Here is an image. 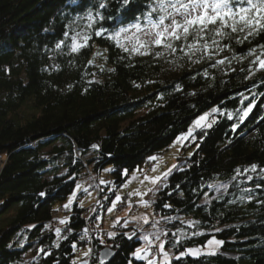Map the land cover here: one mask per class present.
<instances>
[{
	"label": "trees",
	"instance_id": "16d2710c",
	"mask_svg": "<svg viewBox=\"0 0 264 264\" xmlns=\"http://www.w3.org/2000/svg\"><path fill=\"white\" fill-rule=\"evenodd\" d=\"M150 2L132 0L122 10L118 0H0V264H21L25 254L29 264H73L72 245H87L81 236L88 208L75 201L65 210L66 224L54 230L48 224L85 173L82 158L96 179L105 173L90 215L100 225L99 215L129 173L187 136L193 121L212 109H218L216 120L183 141L184 163L160 182L149 204L154 215L168 220L165 246L173 257L212 236L224 241L215 255L172 264H264V73L245 79L251 57L233 60V72L211 68L208 61L191 63L179 51L163 57L123 51L109 36L137 22L134 17ZM100 3L107 7L100 9ZM89 12L105 19L90 28ZM139 22L146 27L142 16ZM101 27L107 31L96 36ZM77 33L91 39L73 53ZM260 44L264 34L233 42L232 52L218 58L242 56ZM241 94H255L243 123L238 110L249 101L241 105ZM215 182L227 183L224 192L201 203ZM180 217L197 223L190 226ZM134 230L132 240L124 236ZM113 232L115 238L93 236L90 264H100L103 248L113 250L104 264H146L131 255L142 241L137 228ZM176 238L180 243L173 248Z\"/></svg>",
	"mask_w": 264,
	"mask_h": 264
},
{
	"label": "snow or ice",
	"instance_id": "6c2138e0",
	"mask_svg": "<svg viewBox=\"0 0 264 264\" xmlns=\"http://www.w3.org/2000/svg\"><path fill=\"white\" fill-rule=\"evenodd\" d=\"M118 3L121 4V9L123 10L127 9V6L132 3V0H118ZM106 7L107 5L105 3L99 4L100 9ZM146 8L147 10L141 13V16L146 21L147 31H145V28H143L139 22L141 16H136L134 19L137 22L132 23L129 27H120L119 30L109 36V39L115 40L116 44L121 47L123 51L134 52L140 55H155L156 57H163L165 53L174 55L179 51L183 56L187 57L191 63L199 64L208 61L210 62L209 67L211 68L218 69L221 68V66H227L233 72L236 71L235 68H231L233 60L241 61L251 57L249 60L250 67L247 70L248 74L245 76V79L254 78L257 72L264 73V44L257 45L255 48H250L248 52L242 56H237L233 53L231 58L228 56L218 58L225 50L232 52L233 42L235 44H243L249 41L250 38L264 34V0H151ZM97 18H99L100 21L105 19L100 12H97L95 16L89 12L88 20L90 23L88 27L91 28L92 22ZM106 31V29L101 27L95 31V35L102 36ZM64 35L67 37L68 33L65 32ZM142 36L150 37V39H144ZM90 39L91 36L87 34L81 38L79 33L71 37V52L76 53L80 49L87 47ZM121 39L127 41L131 47L121 43ZM63 43L64 41H60L56 44V47L61 48ZM153 47L160 50L153 53L151 51ZM92 62L91 60L89 61L90 64ZM240 71L245 70L240 69ZM203 75L205 77L209 76L207 69L204 70ZM261 83H264V77L261 78ZM254 97L255 94H253L252 99L241 94V105H243L245 100L249 102L246 107H242L238 110L240 113V123H243L252 112L255 106ZM216 111H218V109H213V112ZM232 118L233 114L228 113V119ZM206 120L207 115L201 116L200 119L195 122V127H204L205 125H203L202 122ZM206 126L211 127L212 125L207 124ZM237 127H239V124H234L232 130L235 131ZM191 135L192 129H189L187 136L178 138V142L187 139ZM93 147L97 146L94 145ZM149 159L156 161L158 158L150 157ZM175 167L176 165H173V168ZM256 169L257 166L255 164L251 165V171L255 172ZM153 171H155V169H153ZM171 171L172 169H169L168 172L163 173V176L167 177ZM247 171H249V169H244V172ZM236 173L240 175L241 170L236 169ZM125 175H127V172H125ZM135 178V176L132 177V179ZM160 179V176L144 177V180L149 181L154 186ZM233 179H236V177L234 176ZM247 179L251 180L252 177L248 176ZM141 183H143V181H141ZM80 187V185L76 186L77 189H80ZM224 187L227 186L225 185ZM257 187H261V185L257 184ZM217 190L219 191V189ZM148 191H153V189L150 188ZM245 191H251V189H245ZM40 195L44 196L45 193L42 192ZM75 195L74 192L73 196L69 198L68 203L64 205L65 208L69 207ZM129 195L141 196L143 194L139 191H134ZM249 199L251 200V197H249ZM119 201H121V197L117 196L116 201L112 203V207L108 208V212L111 213L116 207V202ZM141 203L145 207L149 206L147 201L142 200ZM259 203L264 204V201H260ZM130 206L131 202H129V210ZM164 207L170 208L171 205L165 204ZM143 219L144 223H148L147 218ZM167 219L171 220L172 218L168 217ZM119 222L120 218H117L115 223ZM60 223L66 224L67 220H61ZM195 223L197 222H189V225L194 226ZM122 227H128L127 220L124 221ZM56 233L59 235L60 229H56ZM202 234L203 233H193V235ZM107 235L109 238H115L117 233L110 232ZM135 235V230L131 233H124V236L129 240H132ZM162 235L167 236V233L153 232L138 237V239L143 240L145 243L143 246L135 248L131 253L132 257L135 260L145 261L146 264H172L173 259L180 261L186 256L198 258L201 255H215L217 249L224 244L223 240L212 237L208 239L206 244L202 247L186 248L173 257L165 250L167 241L161 239ZM173 236L175 237L176 234L173 233ZM83 239L84 237L81 236V240ZM154 241L159 242L157 245V252L161 257L160 260L152 255V245ZM101 243H103V240H101ZM179 243L180 239L176 238L172 243V247H177ZM76 247V244L72 245L73 250H75ZM205 248L208 250L207 252L204 251ZM91 253L92 249L89 248L83 253V256L89 257ZM103 255L104 257H108L112 255V253L110 249H106ZM73 264H76V261H73ZM82 264H88V260L84 259ZM100 264H104V260H101ZM128 264H133V261L129 260Z\"/></svg>",
	"mask_w": 264,
	"mask_h": 264
},
{
	"label": "rangeland",
	"instance_id": "374dc122",
	"mask_svg": "<svg viewBox=\"0 0 264 264\" xmlns=\"http://www.w3.org/2000/svg\"><path fill=\"white\" fill-rule=\"evenodd\" d=\"M145 31L148 30L147 27H144ZM142 35V34H140ZM144 39H150V37H143ZM121 43L127 45L128 47H131L130 44H128L127 41L121 39ZM155 47H153L151 49V51L154 49ZM207 115V120L203 121L202 124L205 125L204 127H207V124H212L215 120V112H213V109L210 110L208 113L204 114L203 116ZM201 116H199L198 119H196L195 121H193V123L190 126V129L194 130L198 127H195V122L197 120L200 119ZM186 135H181L178 136V138L183 137ZM178 138L176 139L175 142H173L167 150H164L162 153L158 154V155H154V156H150V157H157L158 159L156 161H152V164H149L147 167H144V165L142 167H137L135 168L133 171H131L129 173V175L127 176V179L124 183H122L119 187L116 188V193H115V197L111 200V202L108 204V206H106V211L103 214L99 215V219L98 220H102V218L106 221V225H108L109 227L113 226V228H115V230H118V228H121L122 225L124 224V221L127 220L128 221V226L133 224V227L139 229V237L142 235H146V234H150L153 232H160V233H167L168 230H166L165 226L167 221H164V219L162 217H157L156 215L153 214L152 212V208L151 205L149 204V197L154 194V199L156 198V191H157V187L159 186L160 182H163L167 177L163 176V173L168 172L169 169H175L178 168L179 166H181L184 161V155L181 152L180 148L181 145L183 143L184 140L178 142ZM43 139V138H42ZM192 152V148L189 149L186 152L185 156H189L190 153ZM149 157V158H150ZM83 159V163L82 165H84V170L85 173L82 175V178H80L76 184L74 185V190L66 197L67 199L64 201V203L62 204V206H60L58 208V211L60 213H58V215H55L56 217H53V220L48 224V228L50 230H54L55 228H61L64 224H61L60 221L61 220H66L65 217L67 215V211H65V209L69 210L71 205L75 202L78 201V203L82 206V207H88L89 205H91L93 202H95L96 198L99 199V195L94 191L93 186H92V179L94 181L99 182L98 186L100 185V183L103 181L105 173L102 172L100 179H96L95 177H93V175L91 174L89 165L86 164V162ZM173 165H176L175 168H173ZM0 168H1V162H0ZM153 169H155V171H153ZM135 176V179H132V177ZM148 176V177H155V176H160L161 179L160 181L154 186L152 185L149 181L144 180V177ZM141 181H143V183H141ZM80 185V189H77L76 186ZM227 186V183H220V182H215L212 183V185H210L209 188V192H212V194H206L202 200V202H208L211 198H213V196L218 195V194H222L224 192V189ZM100 187V186H99ZM153 189V191H148V189ZM219 189V191L217 190ZM99 191V188H98ZM134 191H139L140 193H142L143 195L141 196H137V203L139 202L140 205H142V208L139 212H132L130 213V217H127L126 219H121V217H116L120 218V222L119 223H115L116 220L114 222H112V220L110 219V214L114 212V210L110 213L108 212V208L112 207V203L116 201V197H122L123 195L127 194V192L133 193ZM75 192V198L73 199L72 203L69 205L68 208H65L64 205L68 203L69 198H71L73 196V193ZM208 192V193H209ZM146 193V194H144ZM156 194V195H155ZM147 201L149 206L145 207L141 201ZM117 204V202H116ZM62 207L64 209H62ZM90 212H86L84 217L86 218V224L84 227V240L87 243V245H79L76 247L75 249V257L73 261H76V264H82V261L84 259L88 260V264L90 263V258L91 255L89 257H84L83 253L86 252L89 248L92 249V242H93V236H99L100 238L106 237L108 236L107 234L113 231H106L103 228L99 227L98 222H90ZM134 218H139V219H134ZM143 218H147L148 223H144V219ZM180 220L184 221V223L189 224V222H191L189 220V218H185V217H180ZM170 221V220H169ZM106 228V227H105ZM107 229V228H106ZM182 232H179L180 235H182ZM168 236V234H167ZM170 237V236H168ZM215 237L216 239H218L216 236H212ZM212 237H210L209 239H211ZM161 239L164 240V235L161 236ZM167 241V240H165ZM207 242V241H206ZM206 242L204 243V245L206 244ZM144 241L142 240L140 245L138 247H141L144 245ZM158 241H154L153 245L155 247H157L158 245ZM203 245H197L194 247H187V248H197V247H202ZM220 247L217 249V251H219ZM165 250L169 252L170 254V250L169 248H167L165 246ZM205 252H207L208 250L205 248L204 249ZM216 251V252H217ZM92 254V253H91ZM153 256H155L158 260L161 259V257L158 254H153ZM170 256H173L170 254ZM31 257L29 254H25L24 256V260L23 262H21V264H29L31 261ZM146 263V262H145Z\"/></svg>",
	"mask_w": 264,
	"mask_h": 264
},
{
	"label": "bare ground",
	"instance_id": "6f19581e",
	"mask_svg": "<svg viewBox=\"0 0 264 264\" xmlns=\"http://www.w3.org/2000/svg\"><path fill=\"white\" fill-rule=\"evenodd\" d=\"M147 160H149V159H147ZM146 160V161H147ZM146 161H145V163H146ZM144 163V164H145ZM93 186V185H92ZM93 189H94V191L96 192V195H97V193H99V192H97L96 191V188H95V186H93ZM129 194H130V192H127V194H125V195H123V196H129ZM156 195V194H155ZM123 196L121 197V201H119V202H117V204H116V207H115V210H114V212L113 213H111L110 214V219L112 220V222H114L115 220H116V217L118 216V217H121V219H126L127 217H130L129 215H130V213H132L133 211L134 212H139L140 210H141V208H142V205H140V203L138 202L137 203V197H136V195H131V196H129V198L127 199V202L125 201V200H123ZM153 196H154V194H153ZM152 195L149 197V201H151V200H153L154 199V197H153ZM133 197V198H132ZM132 198V199H131ZM132 200V201H131ZM97 201H98V198H96V200H95V202H93L91 205H89L87 208V210H88V212H90V213H92L93 211H95L96 210V204H97ZM129 202H131V206H130V210H129ZM138 207V208H137ZM62 209H64L63 207H62ZM66 210V209H65ZM133 212V213H134ZM116 216V217H115ZM114 226V225H113ZM113 226H111V227H109L108 225H106V221L102 218V220H101V224L99 225V227H101V228H103L104 230H108V231H113V230H115V228H113ZM130 226H133V224L132 225H130ZM107 229H106V228ZM139 230V229H138ZM165 237L166 236H164V240H166L165 239ZM157 249V248H156Z\"/></svg>",
	"mask_w": 264,
	"mask_h": 264
},
{
	"label": "built area",
	"instance_id": "2783aa9c",
	"mask_svg": "<svg viewBox=\"0 0 264 264\" xmlns=\"http://www.w3.org/2000/svg\"><path fill=\"white\" fill-rule=\"evenodd\" d=\"M93 146H94V145H93ZM75 155H77V157L80 158L79 151H75ZM149 164H152V162L150 161V159L146 161V163L144 164V167H147ZM98 184H99V182H98ZM98 184H97L96 181H94V180L92 179V185L95 186L97 192H98V188H99ZM129 196H130V195H129ZM129 196H126V197L123 196V200H125V201L127 202V199L129 198ZM132 198H133V197H132ZM132 198H131V199H132ZM131 201H132V200H131ZM137 208H138V207H137ZM165 239H166V240H169V237L166 236ZM152 253H153V254H158L156 247H153V246H152ZM89 264H90V263H89Z\"/></svg>",
	"mask_w": 264,
	"mask_h": 264
},
{
	"label": "water",
	"instance_id": "95a60500",
	"mask_svg": "<svg viewBox=\"0 0 264 264\" xmlns=\"http://www.w3.org/2000/svg\"><path fill=\"white\" fill-rule=\"evenodd\" d=\"M106 249H110V248L101 249V252H100V255H99L100 260L108 261V259L111 257V255L108 256V257H104L103 253L105 252ZM110 251H111V253H113L112 249H110Z\"/></svg>",
	"mask_w": 264,
	"mask_h": 264
}]
</instances>
